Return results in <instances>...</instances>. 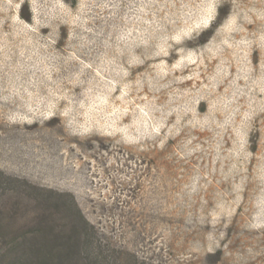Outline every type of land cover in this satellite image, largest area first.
I'll return each instance as SVG.
<instances>
[{"label":"rangeland","instance_id":"1","mask_svg":"<svg viewBox=\"0 0 264 264\" xmlns=\"http://www.w3.org/2000/svg\"><path fill=\"white\" fill-rule=\"evenodd\" d=\"M72 198L111 264H264V0H0V264Z\"/></svg>","mask_w":264,"mask_h":264},{"label":"trees","instance_id":"2","mask_svg":"<svg viewBox=\"0 0 264 264\" xmlns=\"http://www.w3.org/2000/svg\"><path fill=\"white\" fill-rule=\"evenodd\" d=\"M25 18L30 20L28 16ZM10 179L12 178L10 177ZM14 179L28 186H33L27 180ZM62 197H65V195L63 194ZM20 198L28 201L27 204L34 202L32 195H22ZM72 200L74 206L68 205L65 207V205H62L63 203H60L61 205L48 204L54 206L63 214L65 220L63 227L55 224L53 218L50 217V211L43 208L41 220L37 223L39 228H34L33 233L39 231V236H46V240L42 243H32L29 246L19 242L20 245L14 264H111L109 255L104 254L97 229L84 215L75 199L72 198ZM25 210L27 208H24L23 214L17 212L15 215L20 214L22 218L26 219L28 212L26 213ZM58 227H61L62 230ZM44 228L46 233L45 231L42 232ZM49 235H54V240L52 237L48 239ZM56 237H59L57 238L58 242H56ZM18 240L16 239L15 242H18Z\"/></svg>","mask_w":264,"mask_h":264}]
</instances>
